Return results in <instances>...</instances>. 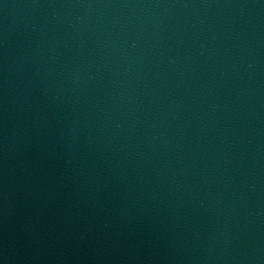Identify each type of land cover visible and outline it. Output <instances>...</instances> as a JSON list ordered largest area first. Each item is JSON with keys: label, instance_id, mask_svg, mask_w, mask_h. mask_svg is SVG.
Segmentation results:
<instances>
[{"label": "water", "instance_id": "1", "mask_svg": "<svg viewBox=\"0 0 264 264\" xmlns=\"http://www.w3.org/2000/svg\"><path fill=\"white\" fill-rule=\"evenodd\" d=\"M0 264H264V0H164Z\"/></svg>", "mask_w": 264, "mask_h": 264}]
</instances>
